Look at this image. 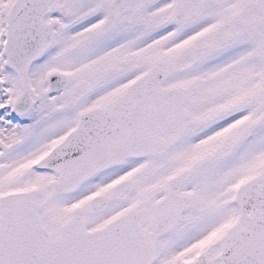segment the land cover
<instances>
[{"label": "snow or ice", "instance_id": "snow-or-ice-1", "mask_svg": "<svg viewBox=\"0 0 264 264\" xmlns=\"http://www.w3.org/2000/svg\"><path fill=\"white\" fill-rule=\"evenodd\" d=\"M0 264H264V0H0Z\"/></svg>", "mask_w": 264, "mask_h": 264}]
</instances>
